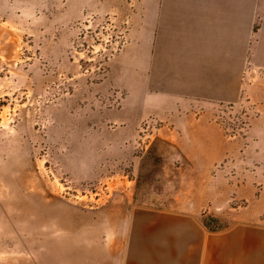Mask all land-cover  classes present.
Segmentation results:
<instances>
[{
  "label": "rangeland",
  "instance_id": "rangeland-1",
  "mask_svg": "<svg viewBox=\"0 0 264 264\" xmlns=\"http://www.w3.org/2000/svg\"><path fill=\"white\" fill-rule=\"evenodd\" d=\"M105 1L0 0V264H131L138 215L206 232L228 225L221 212H264V161L251 201L210 212L190 158L205 137L166 119L172 84L202 74L205 122L264 150V0H213L182 24L161 7L150 22L148 0ZM232 163L211 176L231 183Z\"/></svg>",
  "mask_w": 264,
  "mask_h": 264
},
{
  "label": "crops",
  "instance_id": "crops-1",
  "mask_svg": "<svg viewBox=\"0 0 264 264\" xmlns=\"http://www.w3.org/2000/svg\"><path fill=\"white\" fill-rule=\"evenodd\" d=\"M64 1L56 0V6L101 8L106 4L105 0ZM213 2L148 0L149 21H157L158 8L161 7L160 22H190L196 16L204 15V6H214ZM177 28L181 29V26L174 25L173 29ZM184 81L185 76L182 77L180 86L172 84L170 106L173 112L166 119L174 126L179 122L183 125L187 122L188 131H200L205 137L203 155L196 154L199 153L196 148L190 158L193 164H200L202 167L200 178L203 180L200 179L198 183L208 187L206 206L210 212L219 211L226 206L229 194L241 201H251L256 196L258 179L250 167L264 161V150L259 148L254 151L252 143L240 146L238 142L224 140L221 128L215 123L205 122L202 113H199L202 103L198 99L204 96L205 90L203 75L199 77L194 72H188L185 84ZM178 105L182 107L181 113ZM206 133H211L213 137H208ZM225 159H231V165L235 168L231 183L227 182L225 171H216L211 176L212 166ZM191 169L195 167L191 166ZM220 183L224 185L223 192L217 189ZM221 213L226 215L228 225L219 231L206 232H201L195 223L185 218L162 215L152 224L153 217L150 214L138 215L132 227L131 264H264V224H253L260 220L264 212L248 206L238 212ZM71 257L69 253V258Z\"/></svg>",
  "mask_w": 264,
  "mask_h": 264
},
{
  "label": "trees",
  "instance_id": "trees-1",
  "mask_svg": "<svg viewBox=\"0 0 264 264\" xmlns=\"http://www.w3.org/2000/svg\"><path fill=\"white\" fill-rule=\"evenodd\" d=\"M217 219L214 216H206V218L203 220V223L206 227L209 229H212L210 224L216 222ZM219 228V227H218Z\"/></svg>",
  "mask_w": 264,
  "mask_h": 264
}]
</instances>
